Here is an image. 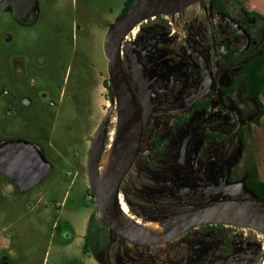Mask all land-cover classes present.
I'll return each instance as SVG.
<instances>
[{
  "label": "rangeland",
  "instance_id": "1",
  "mask_svg": "<svg viewBox=\"0 0 264 264\" xmlns=\"http://www.w3.org/2000/svg\"><path fill=\"white\" fill-rule=\"evenodd\" d=\"M208 1L191 4L169 18L178 24L174 32L178 42L174 46L184 53V65L190 63L192 56L186 50L188 44L181 42L177 33L185 34L186 19L201 18L203 10L209 9ZM228 1L235 16L250 28L257 48L264 36L263 0L243 1L246 10L255 13L252 17L239 7L238 0ZM123 4L124 0H54L51 6L43 5L40 18L30 27L20 26L0 13L1 87L14 93L18 84H36L47 86L48 92L39 103L44 110L28 109L20 115L5 117L0 109V121L6 125L2 134L40 144L52 165L50 173L24 197L11 184L3 182L0 243L11 264H97L83 247L88 219L99 215L89 186L87 158L92 145L97 144L102 150L110 133L116 136L117 106L112 89L107 87L110 82L102 42L108 25L120 15ZM218 20L220 18L213 17V35ZM147 21L131 28L127 37L130 43L124 42L121 46L120 60L127 80L132 76L126 47L133 45L137 32ZM179 25L183 26L182 30H178ZM8 33L12 35L10 41L4 38ZM35 44L40 47L45 64L37 71L30 70L31 81H5L6 54L21 53L25 57ZM214 46L213 42V69L216 66ZM201 86V81H194L187 95H195ZM255 113L256 109L243 113L241 119L237 111L234 114L226 106H213V116L223 118L228 130H233L238 120L240 126L249 121ZM30 117L40 126L30 127L25 121ZM248 149L236 145L233 157L225 162L226 173L222 176L216 173L213 186L206 193L213 192V197L233 195L244 185L243 179L251 163ZM230 170L232 181L227 180ZM2 181L0 177V183ZM122 184L123 189L131 193L128 183ZM128 210L133 215H141L137 208L128 206ZM232 229L234 239L244 244V250L237 259L234 257V264H260L264 258L263 233L245 226L234 225ZM108 247L111 264H150L138 253H153L152 248L145 247V250L111 231ZM162 253L169 256L168 246L161 249Z\"/></svg>",
  "mask_w": 264,
  "mask_h": 264
},
{
  "label": "flooded vegetation",
  "instance_id": "2",
  "mask_svg": "<svg viewBox=\"0 0 264 264\" xmlns=\"http://www.w3.org/2000/svg\"><path fill=\"white\" fill-rule=\"evenodd\" d=\"M52 1L0 0V13L20 26L30 27L40 18L43 5L51 6ZM208 2L209 9L203 10L200 19H186L185 28L178 27V30L182 27L185 31V34H177L181 42L188 44L186 50L192 56L188 65L182 64L184 53L174 46L178 42L174 34L178 24H173L169 18H174L178 12L149 18L137 32V40L126 49L131 62V79L127 80L123 73L137 107L141 131L138 153L123 177L119 191L122 189L127 206L137 208L141 216L148 219H164L190 212L222 199L244 198L241 194L213 197V192L206 193L213 186L214 175L226 173L225 162L233 157L236 148L231 134L240 127L226 129L224 119L213 116V106H226L230 112L235 114L237 111L240 115L256 109L249 96L237 93L245 81L244 67L264 55V36L256 48L250 28L235 16L228 0H222V7L215 6L213 0ZM238 3L246 10L242 0ZM6 6L18 9L19 20L13 18ZM246 11L248 17L255 15L253 11ZM213 17L220 18L218 24H214V35ZM231 22L244 34L238 32ZM4 38L10 41L12 35L8 33ZM6 58L5 81H31L28 78L30 70L37 71L45 64L38 44L25 57L21 53H11L6 54ZM194 81H201L202 86L198 93L189 97L187 91ZM232 82L236 86L235 96L225 93ZM47 95V86L18 84L16 91L10 93L1 87L0 82V109L5 117L20 115L23 110L43 109L39 103ZM25 121L31 124L30 127L40 126L32 122L31 117ZM5 128V123L0 121V144L10 138L3 136ZM231 175L232 170L227 175L228 181L233 180ZM0 177L3 179L0 191L4 181L11 184L21 197L32 188L21 192L5 175L0 173ZM125 181L131 193L123 189ZM232 226L224 223L198 225L187 229L172 242L151 246L153 253L138 254L150 264H234V257L237 259L244 250V244L234 239ZM86 233L87 227L83 245ZM2 245L0 243L3 252L0 253V264H11ZM166 246L169 248L168 257L161 254V249ZM108 248L107 264H111Z\"/></svg>",
  "mask_w": 264,
  "mask_h": 264
},
{
  "label": "water",
  "instance_id": "3",
  "mask_svg": "<svg viewBox=\"0 0 264 264\" xmlns=\"http://www.w3.org/2000/svg\"><path fill=\"white\" fill-rule=\"evenodd\" d=\"M198 1L200 0H160L150 5H137L136 0H132L129 7L108 25L103 37L102 49L107 59L110 87L115 97L118 113L115 136L117 165L103 191L95 169L101 147L94 144L90 147L87 158V176L101 219L111 232L135 245L151 247L166 244L177 239L187 229L206 223L251 227L264 234V229L261 230L256 225L234 223L221 219L225 214L248 207L264 210V198L257 196L254 191L245 185L233 193V195L241 194L244 198L222 199L198 207L190 212L181 213L185 214V217L179 225L156 236L135 235L124 225L121 218L118 200L119 186L138 153L141 131L137 107L125 79L120 60L123 37L131 28L149 18L175 14ZM5 9L11 12L13 18L19 20L18 9L8 6ZM231 23L238 32L244 34L239 26L233 22ZM126 49L128 50V47ZM143 98L148 105L144 94ZM239 125L238 120L237 127ZM184 150L185 146L183 144L181 148L182 155ZM51 169L52 165L46 159L40 144L17 137L5 139L1 142L0 173L9 178L21 192L41 183Z\"/></svg>",
  "mask_w": 264,
  "mask_h": 264
},
{
  "label": "trees",
  "instance_id": "4",
  "mask_svg": "<svg viewBox=\"0 0 264 264\" xmlns=\"http://www.w3.org/2000/svg\"><path fill=\"white\" fill-rule=\"evenodd\" d=\"M131 1L124 0L122 13L129 7ZM213 3L217 7H222L223 4L222 0H213ZM243 73L245 75V81H242L241 88L237 94L249 96V100L256 104V113L249 121H245L231 136L233 137L232 141L234 146L241 144L242 149L246 150L249 148L247 154L251 158L249 159L251 163L248 175L243 179V184L264 198V181L258 177L257 168L254 163L255 156L252 134V127L260 124V118L264 113V107L260 100V96H264V55L250 61L244 67ZM107 87L111 90L110 85H107ZM225 93L231 96L236 95L235 82L228 85ZM240 116L242 119V115ZM109 234L110 229L105 225L99 215L97 217L92 215L89 217L83 247L84 250H88L91 253L97 264H107L106 252L109 244Z\"/></svg>",
  "mask_w": 264,
  "mask_h": 264
},
{
  "label": "bare ground",
  "instance_id": "5",
  "mask_svg": "<svg viewBox=\"0 0 264 264\" xmlns=\"http://www.w3.org/2000/svg\"><path fill=\"white\" fill-rule=\"evenodd\" d=\"M160 0H136L137 5H150ZM174 24V23H173ZM182 30V27L180 28ZM114 122L116 121V113L114 111ZM112 132V131H111ZM117 165V153L115 148L114 133H110L107 144L102 148L100 156L96 162L95 169L100 181L101 189L104 191L109 183L112 173ZM119 209L124 225L138 236H156L162 234L179 225L185 214H175L164 219H148L141 215H133L129 212L128 206L123 199V192L119 191L118 195ZM224 221L234 223L253 224L264 229V210L261 208L248 207L240 209L221 217ZM254 229V228H253ZM264 235V234H263ZM264 264V258L260 262Z\"/></svg>",
  "mask_w": 264,
  "mask_h": 264
},
{
  "label": "crops",
  "instance_id": "6",
  "mask_svg": "<svg viewBox=\"0 0 264 264\" xmlns=\"http://www.w3.org/2000/svg\"><path fill=\"white\" fill-rule=\"evenodd\" d=\"M244 1V0H242ZM264 8V0L262 3ZM260 100L264 107V96H260ZM254 139L253 150L255 156V165L257 168L258 177L264 181V113L260 118V124L252 127Z\"/></svg>",
  "mask_w": 264,
  "mask_h": 264
},
{
  "label": "built area",
  "instance_id": "7",
  "mask_svg": "<svg viewBox=\"0 0 264 264\" xmlns=\"http://www.w3.org/2000/svg\"><path fill=\"white\" fill-rule=\"evenodd\" d=\"M130 32H131V30H130ZM130 32H127V33L124 35V37H123V41H122V44H123L124 42H128V41H129V40H127V37H128V35H129Z\"/></svg>",
  "mask_w": 264,
  "mask_h": 264
}]
</instances>
